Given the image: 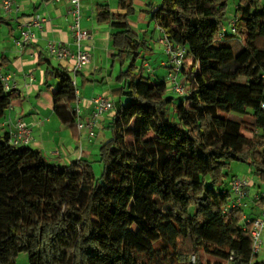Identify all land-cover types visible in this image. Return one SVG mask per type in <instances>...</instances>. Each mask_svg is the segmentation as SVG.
<instances>
[{
  "label": "trees",
  "instance_id": "16d2710c",
  "mask_svg": "<svg viewBox=\"0 0 264 264\" xmlns=\"http://www.w3.org/2000/svg\"><path fill=\"white\" fill-rule=\"evenodd\" d=\"M235 1L236 31L223 37L228 0H161L149 10L185 48L182 96L143 72L151 32L133 31L134 0H117L118 12L97 7L96 20L115 29L118 62L110 136L96 156L102 173L87 159L50 162L0 131V264L22 252L28 264H206L201 254L213 264H264L251 254L243 210L227 207L232 161L264 182V0ZM40 63L57 82L54 114L77 136L72 70ZM12 100L0 79V118Z\"/></svg>",
  "mask_w": 264,
  "mask_h": 264
},
{
  "label": "crops",
  "instance_id": "0c3cea01",
  "mask_svg": "<svg viewBox=\"0 0 264 264\" xmlns=\"http://www.w3.org/2000/svg\"><path fill=\"white\" fill-rule=\"evenodd\" d=\"M160 3L161 0H134L135 12L130 18V25L139 35L145 31L151 32L152 52L143 61V72L165 79L170 67L163 44L159 42L162 33L150 21L149 12ZM102 4H107L112 12L119 11L117 0H80L81 26L91 34L90 39L85 42L90 52V62L81 71L72 74L83 117L91 114V99L94 96L105 94L111 99L112 90L118 86L115 82L118 62L113 60L115 50L111 42V34L115 29L109 23H99L95 18L97 7ZM68 11L67 0H13L12 10L7 13L2 9L0 0V75H8L10 90L13 92L12 103L0 118V131H10L16 119L20 118L31 128L32 140L29 145L40 151L50 162L58 164L94 158L105 138L106 125L113 113L107 112L98 120L95 137L91 138L85 131L78 129L77 136H74L69 128L60 124L53 112L52 92L57 87V82L53 78L46 80L45 65L40 62L42 57H46L51 65L70 67L68 61L50 56L45 49L47 40L74 48L69 28L72 19ZM34 14L45 17L46 21L41 30L34 29L35 41L21 49L14 43L19 36L18 26ZM75 104L76 102L72 106ZM235 177L233 175L232 178ZM242 177L249 181L246 189V197L249 198L251 186L255 183L246 176ZM232 178L226 181L228 189ZM256 195L258 192L252 196V200ZM243 203L240 207L243 216L252 218L258 215L260 204H250L252 210L248 213L244 210V206L248 205L245 199Z\"/></svg>",
  "mask_w": 264,
  "mask_h": 264
},
{
  "label": "built area",
  "instance_id": "2783aa9c",
  "mask_svg": "<svg viewBox=\"0 0 264 264\" xmlns=\"http://www.w3.org/2000/svg\"><path fill=\"white\" fill-rule=\"evenodd\" d=\"M69 3V14L71 15V24L69 26L72 35V42L74 48H70L64 43H58L53 40H47L45 44L46 52L59 60H66L69 62V68L73 73L81 71L90 62V52L85 42L90 39L91 34L81 26V8L80 0H67ZM13 0H1V7L5 12L12 10ZM46 21L45 17L34 14L29 20L19 24V36L14 40L17 47L23 49L35 41L36 36L34 29H42V25ZM159 28V27H158ZM160 29V28H159ZM161 31V29H160ZM235 18L228 20L219 33L223 37L226 32L235 33ZM162 33V31H161ZM159 42L163 44L164 54L167 56L169 63V71L165 77V81L171 90L178 96L186 93L187 86L185 78L182 76V71L185 62V48L180 45H173L168 38L162 33ZM4 89L9 90L8 75H0ZM73 82V81H72ZM74 84V82H73ZM76 104L73 106L75 114L76 127L80 131H85L88 137H95V127L98 120L107 112L115 109L113 101L105 94H98L91 99V114L83 117L79 102L75 99ZM32 140V133L30 126L23 120L16 119L13 128L9 131V141L12 145H28ZM249 187V181L243 177H235L229 183V188L232 193L231 199L227 205L231 207H241L246 198V189ZM254 204H260V211L255 217H245L242 219L245 224H250L251 237V254L255 257L260 251H264V195L258 194L253 198ZM248 226L245 225L244 230ZM192 260L194 257L192 256Z\"/></svg>",
  "mask_w": 264,
  "mask_h": 264
},
{
  "label": "rangeland",
  "instance_id": "374dc122",
  "mask_svg": "<svg viewBox=\"0 0 264 264\" xmlns=\"http://www.w3.org/2000/svg\"><path fill=\"white\" fill-rule=\"evenodd\" d=\"M235 7H236V1L235 0H228L227 2V11H226V14L224 16V24H227L228 20L232 19L233 16H234V13H235ZM256 17L253 18L249 25H253L254 22L256 21ZM230 45L234 48V49H238L239 46H240V43L237 42L235 39L231 40L230 42ZM158 46H161V45H158ZM161 49V47H160ZM167 57V56H166ZM139 62H140V59L137 61V65H139ZM152 62H153V57H152ZM152 64V63H151ZM128 65V63H126V66ZM125 66V67H126ZM167 94L168 95H175L173 93V91H171V88L168 86L167 88ZM222 116H225L226 118H230V119H238V118H241L242 116L239 115V114H236V113H229V114H225V113H220ZM247 121L250 120V118H246ZM106 131V130H105ZM104 135H105V138H109L110 134H109V131H106L104 132ZM101 138V137H100ZM103 139V140H104ZM127 142H130V139H127ZM98 153V152H97ZM97 153L94 155L95 157L89 159L91 162H92V167H93V170H94V175L95 177H99L102 173V169H103V164L98 160V157L97 156ZM230 168L232 170V175L236 176V177H242V176H246L248 177L251 181H253V183H255V185H252L251 186V194H250V197H246L245 198V201L247 202L248 205H245L244 206V210L245 212H250L252 210V207L250 206V204H253V200H252V196L258 192V194H263L264 195V182H261L259 180V178L254 175L252 173V171H250L249 169V166L248 164L246 163H243V162H237V161H232L230 163ZM263 239H264V234H263ZM201 259L203 261V263H208V264H213L214 262V258H211V257H208L204 254H201ZM255 259L257 260H264V252L263 251H260L259 254L257 256H255ZM189 262L190 263H193L194 260H192V256L189 257ZM15 261H16V264H28V258H27V254L22 252V253H19L16 258H15Z\"/></svg>",
  "mask_w": 264,
  "mask_h": 264
}]
</instances>
